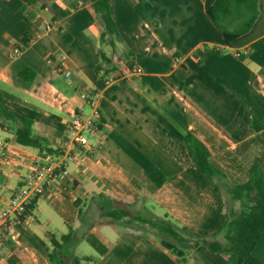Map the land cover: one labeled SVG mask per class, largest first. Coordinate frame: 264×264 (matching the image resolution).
I'll list each match as a JSON object with an SVG mask.
<instances>
[{
  "label": "crops",
  "instance_id": "obj_1",
  "mask_svg": "<svg viewBox=\"0 0 264 264\" xmlns=\"http://www.w3.org/2000/svg\"><path fill=\"white\" fill-rule=\"evenodd\" d=\"M214 2L109 0L122 39L115 60L130 49L142 71L107 84L95 72L102 22L92 0H0V95L54 149L61 150L74 113L89 112L81 90L101 91L103 121V132L68 163L70 176L58 177L0 240V264H184L157 236L121 223H95L82 235V211L90 206V215L99 193L204 237L222 231L226 198L184 137L196 136L232 184L247 182L255 162L264 172V0L252 28L230 45L207 15ZM15 46L22 52L10 58ZM25 67L36 71L34 80L18 75ZM1 133L14 164L0 169V210L34 162L55 158ZM156 168L166 175L159 187L148 176ZM70 228L79 233L58 252L59 263L51 261L50 236L60 240ZM241 264H264V232Z\"/></svg>",
  "mask_w": 264,
  "mask_h": 264
},
{
  "label": "trees",
  "instance_id": "obj_2",
  "mask_svg": "<svg viewBox=\"0 0 264 264\" xmlns=\"http://www.w3.org/2000/svg\"><path fill=\"white\" fill-rule=\"evenodd\" d=\"M258 2L259 0H215L213 5L209 7L207 15L226 44L230 45L233 40L252 28L259 16ZM92 6L102 22L98 48L99 63L95 67V72L105 78L113 74L120 78L121 73L115 56L119 54V45L122 43V39L112 16L109 0H92ZM133 59V52L126 49L120 53L117 60H122L127 66L132 67ZM18 75L31 81L35 79L36 71L30 67H25L19 71ZM33 125L34 120L31 117L11 107L0 95V129L13 134L18 144L36 148L52 157H58L61 150L52 148L46 137L36 135L33 131ZM253 126L256 130H260L263 125L254 119ZM184 143L196 166L209 177L218 192L222 193L221 186L224 185L234 200L248 198L252 201L246 210L238 214L233 205H226V222L222 230H225V236L231 243L228 249H225L222 242L218 240L211 242L204 240L201 245L196 244L199 252L209 264H241L252 253L264 232V172L260 164L255 162L249 168L250 179L247 182L232 184L228 176L210 161L208 149L196 136L190 132L187 133L184 137ZM148 176L158 187L166 180V175L158 168L150 172ZM108 201H112L116 205L109 208L105 205V202ZM91 203L99 205L104 217L119 220L123 217H129L131 214L130 205L104 193L92 196ZM34 204L35 202L29 206L26 215L33 210ZM89 208L90 206L82 211V235L95 225L89 217ZM26 215L22 217V220L25 219ZM12 225L13 222L10 221L2 226L0 240H8ZM181 228L192 236L204 237L192 232L187 227ZM164 230L174 236L177 235L173 225H167ZM78 233V230L70 228L60 240L55 236H50V241L54 246V250L49 254L50 260L59 263L57 261L58 252L63 250L64 246L69 245ZM161 245L183 262L184 251L174 243L161 239ZM225 251L230 252L229 259L223 256ZM70 263L81 264L78 258H71Z\"/></svg>",
  "mask_w": 264,
  "mask_h": 264
},
{
  "label": "built area",
  "instance_id": "obj_3",
  "mask_svg": "<svg viewBox=\"0 0 264 264\" xmlns=\"http://www.w3.org/2000/svg\"><path fill=\"white\" fill-rule=\"evenodd\" d=\"M77 5L81 6L82 2L79 1ZM21 52L22 48L15 46L9 57L15 58ZM117 62L120 64L121 76L142 71L140 67L127 66L122 60H117ZM116 79L118 77L114 74L110 75L106 78V83L109 84ZM67 80L70 83L74 82L71 76ZM79 94L90 111L88 113H74L72 120L66 125L67 137L63 141L61 154L58 157L45 162L36 161L32 164L23 184L0 211V234L2 226L7 222L21 221L29 206L43 196L58 177H69L68 163L80 158L81 154L87 149L90 138L103 132L102 112L100 110L101 91L97 89L81 90ZM13 164L14 158L8 149V142L0 136V169Z\"/></svg>",
  "mask_w": 264,
  "mask_h": 264
},
{
  "label": "rangeland",
  "instance_id": "obj_4",
  "mask_svg": "<svg viewBox=\"0 0 264 264\" xmlns=\"http://www.w3.org/2000/svg\"><path fill=\"white\" fill-rule=\"evenodd\" d=\"M0 136L3 138L5 135L1 133ZM221 191L226 198L227 205H233L234 210L237 214L241 211L246 210L252 204V201L248 198L234 200L231 193L228 192V188L224 185L221 186ZM90 215L91 220L94 223H121L133 227L137 232L139 231L138 233L143 232L152 234L160 238V240L165 239L171 243H174L179 249L184 251V257L182 258L184 264H209L196 247V244L201 245L204 240L209 242L218 240L222 242L225 249H228L231 245V243L225 236V230H222L215 236H192L188 232L184 231L180 226L175 224L169 216L163 214L156 215L142 204H138L134 208H131V214L129 217H123L119 220L104 217L101 214L99 205L93 206V209H91L90 211ZM167 225L174 226L175 230L177 231L176 236L164 230V227H166ZM223 256L229 259L230 252L225 251L223 253Z\"/></svg>",
  "mask_w": 264,
  "mask_h": 264
}]
</instances>
